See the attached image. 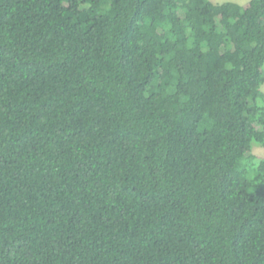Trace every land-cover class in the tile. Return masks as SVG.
I'll return each mask as SVG.
<instances>
[{"label": "trees", "instance_id": "obj_1", "mask_svg": "<svg viewBox=\"0 0 264 264\" xmlns=\"http://www.w3.org/2000/svg\"><path fill=\"white\" fill-rule=\"evenodd\" d=\"M264 0H0V264H264Z\"/></svg>", "mask_w": 264, "mask_h": 264}, {"label": "rangeland", "instance_id": "obj_2", "mask_svg": "<svg viewBox=\"0 0 264 264\" xmlns=\"http://www.w3.org/2000/svg\"><path fill=\"white\" fill-rule=\"evenodd\" d=\"M263 90H264V84H263ZM253 148H254L253 149L254 153H256L259 156L264 157V146L263 145H259L255 143Z\"/></svg>", "mask_w": 264, "mask_h": 264}, {"label": "crops", "instance_id": "obj_3", "mask_svg": "<svg viewBox=\"0 0 264 264\" xmlns=\"http://www.w3.org/2000/svg\"><path fill=\"white\" fill-rule=\"evenodd\" d=\"M215 3H223V2H227V1H232V2H236V3H239L241 5H247L250 0H211Z\"/></svg>", "mask_w": 264, "mask_h": 264}]
</instances>
